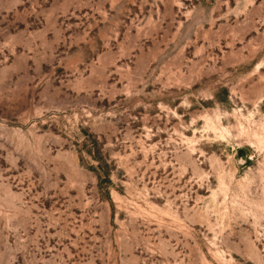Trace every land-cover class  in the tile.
Returning a JSON list of instances; mask_svg holds the SVG:
<instances>
[{"label": "rangeland", "instance_id": "374dc122", "mask_svg": "<svg viewBox=\"0 0 264 264\" xmlns=\"http://www.w3.org/2000/svg\"><path fill=\"white\" fill-rule=\"evenodd\" d=\"M0 264H264V0H0Z\"/></svg>", "mask_w": 264, "mask_h": 264}, {"label": "water", "instance_id": "95a60500", "mask_svg": "<svg viewBox=\"0 0 264 264\" xmlns=\"http://www.w3.org/2000/svg\"><path fill=\"white\" fill-rule=\"evenodd\" d=\"M243 155H247L246 154V151L244 150V149H239L238 151H237V159H238V162L239 163H243L244 162V160L242 159V156Z\"/></svg>", "mask_w": 264, "mask_h": 264}]
</instances>
